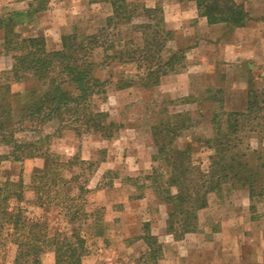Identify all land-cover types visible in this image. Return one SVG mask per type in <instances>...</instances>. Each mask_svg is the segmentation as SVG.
Instances as JSON below:
<instances>
[{
  "label": "trees",
  "instance_id": "1",
  "mask_svg": "<svg viewBox=\"0 0 264 264\" xmlns=\"http://www.w3.org/2000/svg\"><path fill=\"white\" fill-rule=\"evenodd\" d=\"M107 1L111 14L102 27L91 34L63 35L61 47L53 50L47 48L43 35L23 36L17 31L32 23L46 9L48 0L39 1L28 11H15L0 18V53L12 58L10 70L0 73V146L9 148L0 160L44 159V167L32 175L35 206L42 209L54 203L62 209L66 223L62 228H52L43 217L29 218L20 207L11 210V200L24 199L23 181L0 182V246L9 243L16 247L13 264H45L43 259L48 254L52 264H81L87 254L82 226L93 218L86 210L85 195L89 191L79 184L78 176L67 178L65 172L75 164L92 163L79 157L63 161L51 153V135L44 133L43 127L57 122L62 130H72L79 138L86 134L111 140L121 126L107 112L94 108L96 98L105 100L111 85L119 91L155 88L163 77L181 69L186 59V49L169 45L175 32L167 27L160 5ZM178 1L194 2L200 17L209 24L224 23L229 31L244 27L249 20L248 11L239 0ZM124 25L131 26L139 38L125 40L121 30ZM112 65L125 69L115 82L113 74L104 78L99 75ZM23 82H31L32 86L16 97L12 85ZM217 93L208 99L223 104ZM179 102L186 105L197 99L187 96ZM173 104L170 101L162 105L150 127L155 166L145 179L157 201L166 206V233L180 241L198 231V213L208 207L209 196L221 194L225 186L246 189L250 199L264 195V154L245 146L242 135L244 131L254 132L251 121L259 120L258 114L264 111V94L250 88L245 111L223 112L220 118L215 114L214 137L196 139L183 147L176 141L195 122L189 111L169 112L167 106ZM26 132L33 136L17 138ZM200 151L209 153L205 166L195 159ZM98 225L95 222L97 230L101 227ZM148 226L144 225L140 239L148 248L149 260L155 261L163 247ZM95 236L100 233L97 231Z\"/></svg>",
  "mask_w": 264,
  "mask_h": 264
},
{
  "label": "rangeland",
  "instance_id": "2",
  "mask_svg": "<svg viewBox=\"0 0 264 264\" xmlns=\"http://www.w3.org/2000/svg\"><path fill=\"white\" fill-rule=\"evenodd\" d=\"M39 1L41 0L29 1L23 11L37 6ZM128 1L148 7L160 5L164 19L170 21V24L166 23L170 30H173L174 25L187 31L175 33L174 40L169 44L173 49H186L183 67L170 75L185 74L190 86L188 95L185 96L175 92L177 89L173 81L152 89L133 87L119 91L115 85L109 86L107 98H96L94 108L107 112L121 126L111 140L86 134L79 138L72 130H62L57 122L43 127V132L51 135V153L60 156L63 161L79 157L92 163L91 166L75 164L65 172L67 178L78 176L79 184L86 186L89 191L85 195L86 210L93 214V218L82 226L87 239V254L81 264H264V195L250 199L246 189L225 186L221 194H211L208 207L198 213V231L175 241L165 231L166 206L157 201L149 188V181L145 179L155 166L152 161L155 149L150 127L163 109L162 105L173 101V105L167 106L169 112L189 111L193 116L194 126L176 141L179 147L195 142L196 139L212 138L217 127L213 122L215 114H219L220 118L223 112L245 111L247 102L244 103V96L241 94L243 89L249 91L253 88L264 94V63L243 61L237 64L236 68L228 70L233 76V80H230L233 84L230 82L227 85V63L221 55L225 48L219 46L213 49L212 46L202 45L200 50H193L195 43L185 46V36L191 33L195 36L199 27L198 19L192 17L196 11L194 2L156 0L157 3L153 6L150 4L155 0ZM239 1L253 13L264 9V0ZM93 2L95 3L94 0H48L46 9L34 17L32 24L18 27L17 31L23 36L43 35L49 50L59 49L63 35L73 32L91 34L103 26L111 13L110 4L107 0L97 1L96 4ZM48 11L52 18L49 14L46 18L39 15ZM4 16L0 14V18ZM121 30L125 40L139 38L129 25L122 26ZM1 43L2 39L0 45ZM206 59L214 66L207 68L208 65L202 63ZM11 66V56L0 53V73L10 70ZM124 70L118 65H112L99 75L104 78L113 74L115 82ZM31 86V82L13 84L12 92L19 97ZM227 91L229 95L231 93V105L225 103ZM215 93L219 99H223V104L213 103L208 99ZM187 96L194 97L197 102L181 105L179 101ZM258 115L259 120L251 121L254 132L244 131L242 135L245 146L249 145L252 150L264 154V111ZM31 136L33 134L26 132L19 133L17 138ZM8 151V147L0 146V157ZM208 155L209 153L200 151L196 153L195 159L205 166ZM44 162L42 158L23 162L0 160V182L7 179L23 181L24 199L21 202L11 200V210L20 207L25 210L27 217H43L52 228H62L66 223L60 207L54 203L42 209L35 206L36 194L31 188L32 175L36 169L44 167ZM75 192L76 189L72 194ZM95 222L101 226L100 229L97 230ZM146 223L151 234L158 238L163 247L161 256L155 261L149 260L146 255L148 248L140 239ZM97 231L100 236H95ZM15 253L16 247L13 244L0 246V264H13ZM43 261L45 264H52V256L45 255Z\"/></svg>",
  "mask_w": 264,
  "mask_h": 264
},
{
  "label": "crops",
  "instance_id": "3",
  "mask_svg": "<svg viewBox=\"0 0 264 264\" xmlns=\"http://www.w3.org/2000/svg\"><path fill=\"white\" fill-rule=\"evenodd\" d=\"M29 1L31 0H0V14L7 15V13L12 11H23L27 8V4ZM156 3L157 2L155 0L153 4L151 3L150 5L154 6ZM94 4H96V2ZM246 10L249 13V20L246 22L244 27L236 28L233 31H229L227 25L224 23L209 24L205 18L200 17L198 15L196 10L195 12H193L192 17L198 19L199 27L195 31V36L193 33H191V35L189 34L185 36V46H191L195 43L194 45L196 47L193 50H200L202 45L212 46L213 49H216L219 46L225 48L222 51L221 55L223 57V60L227 63V75L225 77V80H227V85H229L230 82H232L231 84H233V81H230L233 80V76L232 74H230V72H228V70L230 71L233 68H236L237 64L243 61H245V63H264V9L259 12L256 11V13H253L251 10L248 9ZM48 14L50 15L49 17L52 18L51 12L49 11L43 12L39 15H43L42 17L46 18ZM165 22L170 24V21L167 18H165ZM172 29L175 33H179V31H186L183 30L181 26L177 27L173 25ZM2 38L3 32L0 31V39ZM205 55L207 54H204V56ZM208 57H210V54H208ZM202 63L206 66L208 65L207 68L211 67L212 65L214 66V64L212 62L210 63L208 59L202 60ZM241 80L243 79L241 78ZM167 81H173L174 87L175 89H177L175 91L177 94L184 96L188 95L190 85L188 82V77L185 74L167 75L161 79V82L157 87H162ZM246 87L247 86H245V88ZM241 94H243V99L245 100L244 103H246L248 100V91H244L243 89L241 91ZM230 97L231 93L229 95L227 91L225 95V103L228 105H231L229 103ZM92 158L83 157V159ZM82 264L90 263L85 262Z\"/></svg>",
  "mask_w": 264,
  "mask_h": 264
}]
</instances>
